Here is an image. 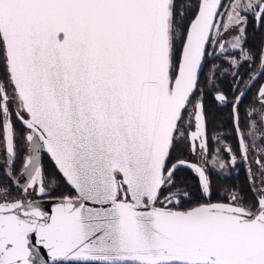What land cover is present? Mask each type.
I'll use <instances>...</instances> for the list:
<instances>
[{
  "label": "snow or ice",
  "instance_id": "6c2138e0",
  "mask_svg": "<svg viewBox=\"0 0 264 264\" xmlns=\"http://www.w3.org/2000/svg\"><path fill=\"white\" fill-rule=\"evenodd\" d=\"M249 23L264 0H0V264H264ZM241 166L246 191L213 184Z\"/></svg>",
  "mask_w": 264,
  "mask_h": 264
},
{
  "label": "flooded vegetation",
  "instance_id": "af4514ba",
  "mask_svg": "<svg viewBox=\"0 0 264 264\" xmlns=\"http://www.w3.org/2000/svg\"><path fill=\"white\" fill-rule=\"evenodd\" d=\"M247 31H248V46L251 48H258L261 41H264V32L254 29L251 23H249ZM245 79H247V77H245ZM229 83L230 80H225L224 83L220 85V87L226 91L227 85ZM255 92L256 89L253 88L251 93L249 94V99H251L252 95H254ZM207 112H208V127H209L210 136L219 135L222 137V143L220 144H216V142L213 141L214 146L223 148L225 144H228L233 146V148H235L236 139L234 137L233 127L231 124L230 108L228 106H217L216 101L213 100L211 96H209L207 97ZM242 116H243V112H242ZM221 155L223 156V158L227 159L226 153H221ZM228 171L230 172L228 178H225L219 173L214 172L212 177L213 184L236 185L246 191L248 187V182L246 178L245 167L241 166L237 168L234 172H232L230 169ZM183 175L186 176L189 187L195 190L196 188L195 177L192 176L190 173H184ZM3 176H4L3 157L0 156V178H2ZM186 206H194V205H186Z\"/></svg>",
  "mask_w": 264,
  "mask_h": 264
},
{
  "label": "trees",
  "instance_id": "16d2710c",
  "mask_svg": "<svg viewBox=\"0 0 264 264\" xmlns=\"http://www.w3.org/2000/svg\"><path fill=\"white\" fill-rule=\"evenodd\" d=\"M44 167L49 170L51 172L52 175H56V172H55V168L53 167L52 165V161L51 160H48V159H45L44 161ZM64 188V185L63 183L61 182V190H63Z\"/></svg>",
  "mask_w": 264,
  "mask_h": 264
}]
</instances>
